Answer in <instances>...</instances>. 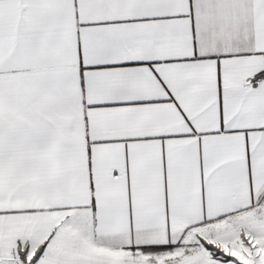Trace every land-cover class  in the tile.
I'll return each instance as SVG.
<instances>
[{
	"label": "snow or ice",
	"instance_id": "6c2138e0",
	"mask_svg": "<svg viewBox=\"0 0 264 264\" xmlns=\"http://www.w3.org/2000/svg\"><path fill=\"white\" fill-rule=\"evenodd\" d=\"M0 264H264V0H0Z\"/></svg>",
	"mask_w": 264,
	"mask_h": 264
}]
</instances>
